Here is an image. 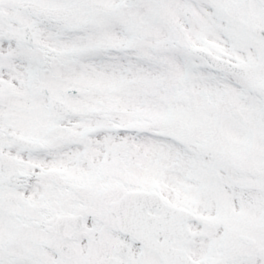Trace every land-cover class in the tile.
Returning a JSON list of instances; mask_svg holds the SVG:
<instances>
[{"label":"snow or ice","instance_id":"6c2138e0","mask_svg":"<svg viewBox=\"0 0 264 264\" xmlns=\"http://www.w3.org/2000/svg\"><path fill=\"white\" fill-rule=\"evenodd\" d=\"M0 264H264V0H0Z\"/></svg>","mask_w":264,"mask_h":264}]
</instances>
